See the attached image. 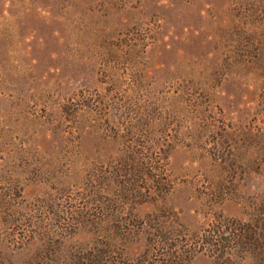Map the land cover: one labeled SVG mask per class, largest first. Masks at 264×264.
I'll use <instances>...</instances> for the list:
<instances>
[{
    "label": "rangeland",
    "instance_id": "obj_1",
    "mask_svg": "<svg viewBox=\"0 0 264 264\" xmlns=\"http://www.w3.org/2000/svg\"><path fill=\"white\" fill-rule=\"evenodd\" d=\"M131 149L158 163L139 188L111 170ZM91 184L137 197L101 217ZM217 219L264 234V0H0V264L108 238L107 264H140L156 228L213 264L190 239Z\"/></svg>",
    "mask_w": 264,
    "mask_h": 264
},
{
    "label": "trees",
    "instance_id": "obj_2",
    "mask_svg": "<svg viewBox=\"0 0 264 264\" xmlns=\"http://www.w3.org/2000/svg\"><path fill=\"white\" fill-rule=\"evenodd\" d=\"M143 148V146H142ZM142 150H146L144 147ZM129 153V154H128ZM126 156L122 158L119 162L120 168H112L111 170L116 174H119L121 177L122 174L124 176H131V183L130 185L137 187L139 177L149 178L148 172L145 173L141 168L143 166L142 162L144 161V165L147 166L149 174L156 171L155 165L158 164L156 161L153 162L151 160L149 164L146 159L140 158L142 155H137V152H134L132 149L130 152L125 153ZM139 160V161H138ZM142 161V162H141ZM146 168V167H145ZM146 171V169H145ZM123 176V177H124ZM154 180L155 178L152 176L151 178ZM156 182V186L160 187L161 182ZM89 186L88 192L92 193L95 196V200L88 202L90 205L92 204H101L103 207L99 212V216L106 217V215L110 212V208H113V204L115 206L117 204H124V200L128 201V199L123 198L124 196H130L136 198L135 189L128 190L126 188L123 189V192L120 193L121 200L118 201H108L111 206H104L103 199L100 197L99 189L101 186L97 185ZM104 192V188L102 189ZM107 203V204H108ZM109 207V208H108ZM113 209H111V212ZM113 213H118V211H114ZM79 224V223H78ZM79 225L84 226V228L92 229L94 232L98 234H103L106 232L105 226H102L100 223H96L94 221L80 223ZM217 227L214 226L204 232V235L194 236L190 240L196 241L198 245H202L207 247L212 251L214 255V263L213 264H236L234 261L231 262L232 254L234 252L243 253L244 255H253L252 256V264H264V234L260 235L254 229H251L249 225H242L240 226L237 223H225L222 222L220 219H217ZM112 233L115 231L117 233V237L120 239L124 235V230L122 226H112L111 229ZM150 232V239L147 241V252L143 256L140 264H186L188 262L186 259L189 257V253L182 251L179 246L169 244L171 242V237L174 236L173 233H166L159 228H156ZM228 231V232H227ZM122 233V234H120ZM126 236L129 235L130 231L126 230ZM261 236V237H260ZM112 242L111 238H108L107 243H103L102 245L96 246L95 249L91 250L87 254H83L82 257H79L75 264H107L112 263L111 255L114 253L113 245L110 244ZM158 243V244H156ZM161 247H160V246ZM162 258L161 260L153 261L151 257ZM188 255V256H187ZM239 264V263H238Z\"/></svg>",
    "mask_w": 264,
    "mask_h": 264
}]
</instances>
